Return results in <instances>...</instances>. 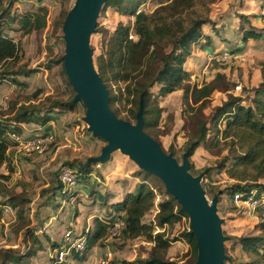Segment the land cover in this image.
Masks as SVG:
<instances>
[{
  "label": "trees",
  "instance_id": "1",
  "mask_svg": "<svg viewBox=\"0 0 264 264\" xmlns=\"http://www.w3.org/2000/svg\"><path fill=\"white\" fill-rule=\"evenodd\" d=\"M19 1L0 0V85L8 82L21 90L26 85L22 79L30 78L37 70L21 64L24 53L20 44L7 33V30L17 22L20 25L18 31L22 35L44 31L49 26L50 13L47 6H39L18 15L16 12ZM154 1L107 0L102 9L101 13L107 9H114L120 15L134 19L132 27L119 23L114 31L108 32L98 25L93 34H106L103 35L102 53L94 58L93 50L92 55L95 68L109 91L111 110L118 118L136 124L138 113L142 109L144 131L157 141L158 134L155 131L162 120V109L157 102L158 96L166 97L176 91H183L184 104L195 112L194 119L198 118L191 140L185 145L189 161L203 144L209 149H217L221 143H224L228 154L216 169L218 172H225L230 179L237 182L229 190L232 195L239 192L249 193L253 190H257L259 195L264 193V61L260 63L262 82L257 88L248 92L251 104H246L243 97L230 93L232 84L225 74L218 73L214 80L203 85L193 84L192 74L185 69V64L192 56L194 48L206 51L212 43L209 36L204 35L203 27L210 26L214 34H217L220 28L211 18L203 16L197 10V0H156L158 7L153 13L149 14L143 10ZM58 2L60 15L54 20L53 25L56 30L60 29L63 32L66 17L73 9L76 0L74 4L73 0H58ZM243 2L244 0H241V3ZM261 2L264 5V0ZM238 17L244 46L252 40H264V27L257 28L251 21L255 16L241 14ZM262 19L264 21L263 17ZM131 35H133L132 39ZM243 51V47L236 48L232 50V54L239 55ZM60 64H62V73L67 76L63 56L60 58ZM69 85L71 86L70 82ZM114 87H117V90H114ZM155 88L159 89L158 94L154 92ZM217 91L227 92L228 98L222 106L214 108L210 117L212 123L210 127L204 111L210 108L212 96ZM41 94L42 91L37 90L34 96L38 98ZM75 96L66 101L52 100L47 114L40 110L41 102L30 101L37 99H30L29 103L12 99L6 104H0V233L4 224L1 206L10 205V199L7 200L5 192L2 193V187L16 172L10 154L17 146L12 135L23 136L24 127L28 124L46 126L53 120L52 113L55 109L68 113L75 112L77 106L82 103L75 101ZM49 99L46 100L50 101ZM84 108L87 110L85 106ZM167 154L175 157L174 148L172 147L171 153ZM93 164L95 163L82 166L79 177L87 178L91 174ZM64 166L71 167L69 164ZM193 171L198 170L191 164L190 173L195 177L201 176L194 175ZM213 171L212 168H206L202 172L204 173L202 178L208 180L206 184L203 181V188L206 196L220 201L222 192L212 183ZM145 174L144 181L136 190L126 192L121 200L116 199L114 192L106 193V205L112 212L104 217L96 216L93 228L83 232L82 235L87 240L84 253L88 254L96 246L102 245L115 226L120 224L117 238L123 241L144 239L145 242L154 244L148 258L140 257L126 264H181L179 261L168 259V253L173 243L182 241L190 246L188 263L195 264L198 260V247L191 226L189 225L188 229L172 239L166 234L165 229L167 226L189 219V216L182 211L181 205L174 196L167 192L162 180L147 172ZM149 180L160 182L161 189L156 191L150 187ZM58 190L59 194H55L52 198L54 201L62 196L70 199L76 195L65 190L60 179ZM158 192H163L165 199L157 205L155 223H147L145 217L155 208ZM156 228L161 231L155 233ZM223 234L226 242H232L230 250L226 248L225 264H264V235L229 238L224 232ZM33 241L39 243V236L34 235ZM54 247L55 250L58 247L57 252L62 251L64 243ZM33 253V250L23 254L13 249L0 248V264H25L26 259L31 258ZM72 255L78 260L83 257L75 251ZM54 259L52 264H60L57 257Z\"/></svg>",
  "mask_w": 264,
  "mask_h": 264
},
{
  "label": "rangeland",
  "instance_id": "2",
  "mask_svg": "<svg viewBox=\"0 0 264 264\" xmlns=\"http://www.w3.org/2000/svg\"><path fill=\"white\" fill-rule=\"evenodd\" d=\"M156 2L155 0L153 3H149L143 10L149 14L153 13L158 7V2ZM72 3L74 4L75 0ZM18 4L21 5L17 7L16 14L18 15L21 12L37 8L36 0H20ZM196 6L203 16L211 18L220 29L217 30V34H214L210 26L203 27L204 35L209 36L212 43L206 51L194 48L192 56L188 58L185 69L192 74V83L203 85L214 80L216 74H225L232 84L230 93L243 97L246 104H249L248 92L260 80L258 70L260 63L264 60V46L260 48L255 45L254 47L255 43L249 42L250 47L237 55L236 59L224 60L221 58V61L217 62L215 57L225 51L232 54V50L242 46L239 15L255 16V18H251V21L254 26L261 28L260 26L263 24L261 17L264 15L261 13L259 2L255 0H244L243 3L241 0H197ZM48 10L50 13L49 26L44 31L22 35L18 31L20 25L17 22L10 27V30H7V33L20 44L24 53L21 64H26L28 68L35 69L37 72L28 78L30 81L25 80L26 85L21 90L8 82L2 83L0 85V104H6L12 99L20 102L26 101L25 103H29L30 99H37L30 101L41 102L40 110L47 114L52 100L66 101L76 95L72 86L69 85L67 76L62 73V64H60V58L66 52V42L62 30H56L53 25L54 20L60 15L61 9L58 0H50ZM119 23L132 27L134 19L122 16L114 9H107L100 14L98 19L100 28L108 32L114 31ZM103 35L106 34L92 36L91 48L94 50V58L102 53ZM211 58L214 60L210 61ZM238 86L242 87L241 91L237 90ZM37 90L42 91L38 98L36 95L34 96ZM114 90H117V87H114ZM154 92L158 94L159 89L155 88ZM183 96V91H176L166 97L158 96L157 102L162 109V120L159 128L155 131L158 134L157 141L164 151L171 153L173 147L175 158L180 164L184 162L185 145L188 140H191L198 119H194L195 112H192L184 104ZM227 96L228 93L224 91H217L212 96L210 108L204 111L208 126H212L210 117L213 115L214 108L222 106L227 101ZM47 98H51L50 101H47ZM79 105L82 116L86 117L83 104ZM56 112L61 111L57 110ZM26 128L29 129V126ZM85 128H88L87 124ZM24 132H26L25 129ZM85 132L93 135L87 129ZM33 134L34 131H30L26 136H33ZM75 137L77 139L76 146L60 143L55 137L51 148L40 155L24 156L16 149L11 151L12 164L15 166L16 172L12 179L4 184L2 193L5 192L7 200L10 199L13 215L4 217L0 233V248L13 249L23 254L33 250L32 257L26 259L25 264H52L59 247L55 250L54 245L63 244L66 231L72 230L76 235L83 234L90 223L93 225L95 216L104 217L112 212L111 208L106 205L107 192H114L115 195L121 197L128 191L134 192L146 177L145 172L141 171L129 156L121 151H115L109 162L113 163L112 166L105 163L100 169L99 165L93 164L91 174L87 178L79 177L78 188L70 191L76 193L74 197L68 199L62 196L54 201L52 198L55 194H59V171L64 165L69 164L72 168L80 171L82 166L91 165L90 160L97 157L94 154L97 143L102 142L100 150H98L99 155L106 146L104 141L95 137L84 139L86 144L81 142L83 139L79 136ZM224 145L221 143L217 149H209L206 144L200 146L190 159V163L198 170L193 173L204 176L202 172L206 168L214 170L212 183L222 192L218 203V215L223 220L222 229L227 237L262 236L264 235V208H260L256 213H248L235 208L233 205L234 195L229 190L237 182L230 179L225 172H218L216 169L228 154ZM118 166L119 168H117ZM111 176L114 179H120L112 181L110 180ZM203 181L205 184L208 183L206 178H203ZM148 184L156 191L162 187L158 181L149 180ZM162 193H157L155 208L147 214L145 222L155 223L158 213L157 205L165 199ZM207 198L210 202L212 201L209 196ZM11 200L13 201L11 202ZM3 201L5 202V199ZM92 216L94 218H91ZM189 225V219H184L182 222L167 226L166 234L172 239L188 229ZM160 231L159 228L155 229V233ZM34 235L39 236L37 244L33 241ZM104 243L98 247L103 250L106 247L110 248L114 255L112 264H126L140 257L146 259L154 245L145 242L144 239L123 241L117 237ZM231 243V241L225 242V248L228 251ZM93 250L88 254L83 253L81 260L73 257L70 252L63 264H97L95 258L98 254ZM189 255L190 246L182 241L172 244L168 259L179 261L181 264H189ZM92 256L93 259H90Z\"/></svg>",
  "mask_w": 264,
  "mask_h": 264
},
{
  "label": "water",
  "instance_id": "3",
  "mask_svg": "<svg viewBox=\"0 0 264 264\" xmlns=\"http://www.w3.org/2000/svg\"><path fill=\"white\" fill-rule=\"evenodd\" d=\"M107 0H76L64 22L66 52L64 69L76 93L75 101L86 107L85 123L95 138L105 141L100 157L91 163L108 162L115 151L129 156L142 171L158 177L189 216L197 241L198 260L195 264H225L227 260L223 220L218 215V199L208 200L202 176L190 173L191 163L185 154L180 164L144 131L143 110L138 122L120 119L111 110L109 91L99 76L92 55L91 40Z\"/></svg>",
  "mask_w": 264,
  "mask_h": 264
},
{
  "label": "built area",
  "instance_id": "4",
  "mask_svg": "<svg viewBox=\"0 0 264 264\" xmlns=\"http://www.w3.org/2000/svg\"><path fill=\"white\" fill-rule=\"evenodd\" d=\"M133 38V35L130 36ZM219 59L232 60L236 59L237 55L230 54L229 52H222ZM217 58V57H216ZM211 58L210 61H213ZM242 87L238 86L237 90L241 91ZM6 108V107H5ZM13 140L16 142V151L22 153L24 156L40 155L47 152L55 141V136L50 133L39 134L34 136H18L12 135ZM59 179L64 185L65 190L72 191L79 186V170L70 166H64L60 170ZM233 205L237 209H242L248 213H256L260 208H264V193L260 194L257 190H253L249 193L239 192L234 195ZM4 217L13 215V208L11 205L6 204L1 206ZM121 225L117 224L113 229L111 235L106 240L109 242L111 239L116 238L119 234ZM64 247L62 251L56 253V257L61 264L65 261L70 252H78L83 254L86 251L87 240L82 234L76 235L72 230H68L64 234L63 238ZM114 260L113 252L108 247L103 257L97 264H112Z\"/></svg>",
  "mask_w": 264,
  "mask_h": 264
},
{
  "label": "crops",
  "instance_id": "5",
  "mask_svg": "<svg viewBox=\"0 0 264 264\" xmlns=\"http://www.w3.org/2000/svg\"><path fill=\"white\" fill-rule=\"evenodd\" d=\"M36 1H37V7H39V6H47V7H49L50 0H36ZM255 1L259 2L260 6H261V11H262L261 13H262V15H264V5H263V3L261 2V0H255ZM20 6H21L20 4L17 5V7H20ZM261 20H262L263 24L260 27L263 28L264 27V21H263L262 17H261ZM250 42L255 43L254 47H255V45L257 47H260V48H262V46H264V40H262V42L261 41H256V40H252ZM249 45L250 44L248 42V43L245 44V46L242 44V46H240V47H243L244 51H246V49L248 47H250ZM215 61L220 62L221 60L219 59V57H217V58L215 57ZM258 73H259L260 80L258 81L257 85L252 88V90L254 88H257L259 86V84L262 82L261 66L259 67ZM25 80L26 81H30V79H28V78L27 79H23L22 81L26 82ZM249 104H251V103H249ZM76 110L77 111L73 112V113L72 112H69V113L68 112H62V111L61 112H56L57 110H55L52 113L53 120L50 123H48L46 126H40V125H36V124L25 125L24 129H25L26 132H24L23 136H26L27 134H29L30 131H34L33 136L34 135H39V134L50 133V134H53L58 139V141L60 143L69 144V145H75V146L77 145V143H76L77 139H76L75 136H79L81 139H83V140H81V142L83 144H86V141L84 139L88 140V139H91V137L94 138V136L93 135L92 136L89 135L87 132L84 133V131L86 129L88 131H89V129L85 128L86 127V123L84 121L85 117L82 116L80 105L77 106ZM27 126H29V129L26 128ZM101 141H103V140H101ZM101 143L102 142H99V143L96 144L97 148H95L96 152H94V154L97 157H100L102 155V152H103V151H101L100 155L98 154L99 153L98 150H100ZM12 156H13V154H12ZM109 162H110V160L108 162H106V164H110ZM104 164H97V165H99L100 169H102L103 168L102 166ZM112 164L113 163H111L110 166H112ZM117 168H119V166ZM130 168H131V166H130ZM128 171H129V169L127 170V172ZM4 172L6 173L5 169H4ZM118 179H120V178H118ZM118 179H116V178L114 179L112 176L110 177V180H112V181H117ZM122 197L123 196L120 197V195L116 194V199L117 200H121ZM91 218H94V217L92 216ZM93 225H94V223H93ZM93 225H92V223H90L85 231L92 229ZM104 245H106V244L104 243ZM93 249H94L93 252L98 254V256H96V258H95V261H97V263H98V260H100L103 257L105 251L108 250V247L104 248V250H103V249H100L98 246H96ZM90 259H93V256Z\"/></svg>",
  "mask_w": 264,
  "mask_h": 264
}]
</instances>
